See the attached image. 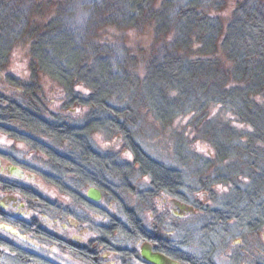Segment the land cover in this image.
I'll return each instance as SVG.
<instances>
[{
	"label": "trees",
	"instance_id": "1",
	"mask_svg": "<svg viewBox=\"0 0 264 264\" xmlns=\"http://www.w3.org/2000/svg\"><path fill=\"white\" fill-rule=\"evenodd\" d=\"M75 1L0 0V63L8 60L18 42L29 43L32 63H40L45 74L58 80L72 101L90 107V119L83 126L51 122L16 100L6 101L7 97L1 92L0 114L7 111L31 131L49 135L55 140L69 141L71 147L75 146V153L70 154L75 157V162L64 155L53 158L62 168L66 166L73 170L71 173L75 174L77 188L80 189L81 183L103 188L102 167L105 164L100 167L99 163L117 158L110 155L113 158L105 160L104 154L92 149L86 139L88 130L105 126L124 136L139 172L151 179L154 193L182 196L181 171L154 159L134 142L128 121H121L126 111L112 101L121 95L134 99L145 91L159 102L166 94L175 92L182 98L183 108L186 102H192L196 108L205 109L214 103L221 110H229L250 131L245 134L222 123L217 129L209 128L210 133L221 135L224 146L229 148L227 153L245 158V167L252 172L258 168L259 162H264L263 0H237L231 17L225 22L202 0H128V9L122 11L119 5L123 0H116L112 5L109 3L115 0H105L104 4L91 0L89 5L81 6L91 17L89 27L92 35L86 40L78 39L65 23L76 13L72 9ZM163 6L172 8L175 41L171 48L174 51L164 46L154 49L148 56L149 65L143 79L126 70L117 72L111 63L118 62L113 60L110 44L106 41L110 25L119 29V22L135 24L133 20L136 17L128 19L126 15L128 11H134L139 18L145 19L144 24L148 21L151 28L155 23L159 27L169 23ZM221 7L217 2L215 11ZM105 9L107 11L103 13ZM122 15L125 17H120ZM197 44L198 50L193 51ZM209 47L211 49L205 51ZM84 82L90 93L85 97L73 96L71 85ZM163 104L166 105V101ZM12 133L13 137H19L14 131ZM21 139L30 143L35 140L26 135ZM234 140L244 145V152L234 145ZM254 173L248 189L242 191L237 188L233 202L221 209L207 210L210 219L222 222L236 219L242 223V228L247 229L264 223V166ZM109 178L112 181L115 175L109 174ZM136 226L142 234L149 235L139 223L136 222ZM119 228L127 232V226ZM12 251L18 253L17 259L0 257V264H52L44 259H27L24 251L15 246Z\"/></svg>",
	"mask_w": 264,
	"mask_h": 264
},
{
	"label": "rangeland",
	"instance_id": "2",
	"mask_svg": "<svg viewBox=\"0 0 264 264\" xmlns=\"http://www.w3.org/2000/svg\"><path fill=\"white\" fill-rule=\"evenodd\" d=\"M104 1L98 0L99 4ZM202 1L207 7L209 6L208 9L212 13L214 12L213 14H220L224 22L231 17L237 2V0ZM90 2L91 0H76L72 6L76 13L67 18L65 22L80 40H86L92 35L89 27L91 20L89 12L81 8V6L89 5ZM217 2L222 7L215 11ZM115 3L116 0L109 4ZM128 4V0L121 1L119 10L128 9ZM155 7L157 8V5ZM162 9L164 14L167 13L169 23L161 24L159 27L154 22L152 28L148 21V24H144L145 19L139 18L134 11H128L126 15H128V19L135 16L136 19L133 20L135 24H129L126 21L119 22L121 26L119 29L110 25L106 41L110 44L109 52L113 60L118 62L111 63L117 72L122 73L126 70L143 79L149 65L147 63L148 56L154 49L164 46V48L174 51L171 48L173 47L171 44L175 41V32L172 26L174 20L171 17L172 8L163 6ZM106 11L107 9L103 13ZM109 12L116 13L117 11L110 10ZM146 12L147 10L144 14ZM110 14L112 18H115L113 13ZM108 17L110 16L108 15ZM93 29L91 28V30ZM198 47L197 44L193 51L198 50ZM210 49L211 47L206 48L205 51ZM39 64L32 63L29 43L18 42L10 52L8 60L5 63H0V92L8 99L16 100L37 111L43 118L51 122L83 126L90 119V107L72 101L67 89L58 80L45 74ZM71 86L73 87V96L85 97L90 93V88L86 86L85 82L74 83ZM149 91L151 92V88ZM150 96L151 94L145 91L134 99L121 95L112 101H116L115 104L120 105L122 111H126L125 115L121 117V121H128V129L133 135L134 142L154 159L181 171L183 175L182 190L188 200L205 208V210L199 209V214L196 217H180L183 212L176 205L175 197L164 192L150 191L152 189L151 179L139 172L134 155L122 134L110 131L109 128L103 126L88 130L86 139L91 143L92 149L104 154L105 160L112 159L113 156L110 155L117 157L109 162L101 160L99 163L100 167L102 163L105 164L102 167V186L106 197L102 202L108 205L109 213L127 219L129 212L123 211V208L135 210L140 219L149 224L160 226L163 234L165 231L175 230L172 236L181 241L185 237L186 227L194 230L207 223V219H210V215L207 213L208 209H221L234 201L238 189L242 191L248 189L255 174L254 171L259 172L261 166H264V162H259L258 168H254L252 172L251 169L245 167V158L240 155L236 158L227 153L229 148L224 146L225 141L221 135L210 133L209 128L217 129L218 125L222 123L230 127L233 126L245 134L250 131L249 127L240 124L229 110H221L220 106L214 103L206 107L207 109L196 108L192 102H186L183 108L181 106L182 98L175 92L162 97L166 101V105L163 104L165 102L163 99L159 102ZM7 124L12 129V136H14L13 131L19 134L18 138L13 137L11 141L6 139L8 142L10 141L11 150L19 159L33 165L35 174L41 178H44V172L51 173L52 169L47 156L42 151L46 149H42L39 142L53 144L56 149L59 148L62 155L67 156L75 151V146L71 147L69 141L55 140L49 135L35 133L17 119L11 118ZM25 132H27L26 136L35 140H31L30 143L21 139ZM38 140L39 142H37ZM233 143L240 147L241 152H244V145L241 142L234 140ZM228 145L230 144L228 143ZM109 174L115 175L112 181L109 180ZM63 178L67 183H70L67 177ZM81 184L80 189L87 192L90 185ZM61 188L64 187L61 185ZM260 229L259 234L264 238V227ZM194 235L192 241L197 239ZM260 244L263 245V240L258 238L248 245H253L252 255L258 259L260 257L264 259V250L261 253L256 249ZM58 261L62 264H74L68 258Z\"/></svg>",
	"mask_w": 264,
	"mask_h": 264
},
{
	"label": "flooded vegetation",
	"instance_id": "3",
	"mask_svg": "<svg viewBox=\"0 0 264 264\" xmlns=\"http://www.w3.org/2000/svg\"><path fill=\"white\" fill-rule=\"evenodd\" d=\"M11 118L7 111L0 114L2 259H17L18 253L12 251L15 246L24 251L27 259H44L52 264H62L58 261L62 258H68L74 264H154L141 254L142 249L149 244L153 251L181 264H264L263 257L258 259L252 255L253 245H248L261 238L263 245L260 244L256 249L263 253L264 238L259 233L264 223L247 229L242 228V223L236 219L224 222L207 219V223L196 227L195 231L186 227L185 237L178 241L172 236L175 230L163 234L160 226L140 219L135 210L123 208V211L129 212L127 219L109 213L108 205L102 202L106 197L102 187L90 185L102 191V199L99 202L89 199L88 190L83 192L77 188L75 174L71 173L73 170L56 164L53 156L62 155L59 148L38 140L40 147L46 149L42 151L52 169L51 173L44 172V178H41L35 174L33 165L19 159L11 150L9 142L13 138L12 129L7 124ZM64 157L75 162L73 156ZM150 191L153 192V189ZM174 200L183 212L180 217H196L199 209L205 210L201 205L190 202L183 190L182 196ZM135 221L148 236L139 231ZM3 223L15 227L21 235L4 229L1 226ZM130 224L131 228H128ZM119 226H127V232ZM194 234L197 239L192 241Z\"/></svg>",
	"mask_w": 264,
	"mask_h": 264
},
{
	"label": "water",
	"instance_id": "4",
	"mask_svg": "<svg viewBox=\"0 0 264 264\" xmlns=\"http://www.w3.org/2000/svg\"><path fill=\"white\" fill-rule=\"evenodd\" d=\"M87 196L94 202H99L102 199V191L96 186H91L88 189ZM1 226L12 234L20 236L21 233L13 226L9 224H1ZM142 256L148 261L154 264H181L179 261L171 259L166 255L153 251L152 247L148 244L146 245L142 251Z\"/></svg>",
	"mask_w": 264,
	"mask_h": 264
}]
</instances>
